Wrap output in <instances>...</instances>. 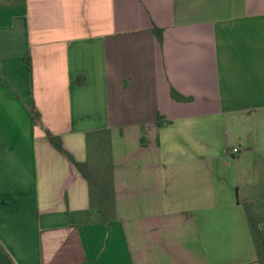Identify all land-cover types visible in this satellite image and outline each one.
I'll use <instances>...</instances> for the list:
<instances>
[{"label": "crops", "instance_id": "obj_1", "mask_svg": "<svg viewBox=\"0 0 264 264\" xmlns=\"http://www.w3.org/2000/svg\"><path fill=\"white\" fill-rule=\"evenodd\" d=\"M45 130L110 132L113 222ZM261 149L264 0H0V264H256L238 199L178 183Z\"/></svg>", "mask_w": 264, "mask_h": 264}, {"label": "trees", "instance_id": "obj_2", "mask_svg": "<svg viewBox=\"0 0 264 264\" xmlns=\"http://www.w3.org/2000/svg\"><path fill=\"white\" fill-rule=\"evenodd\" d=\"M152 31L157 39L161 40V30L154 27ZM170 95L175 101L186 100L173 90ZM29 110L34 125H38L40 115L32 103ZM44 133L51 146L65 156L86 181L91 223L106 225L113 222L116 219V208L110 132L101 130L85 134L86 161L83 163L76 162L66 152L59 136L53 135L48 130ZM262 206L264 205L253 212L249 210V206L243 205L256 264H264V208Z\"/></svg>", "mask_w": 264, "mask_h": 264}, {"label": "rangeland", "instance_id": "obj_3", "mask_svg": "<svg viewBox=\"0 0 264 264\" xmlns=\"http://www.w3.org/2000/svg\"><path fill=\"white\" fill-rule=\"evenodd\" d=\"M257 152L245 154L240 161H230L224 157L211 163L206 161L193 167L186 166L188 176L184 183L182 180L178 183L186 189L180 190L181 194L195 193V197L202 199V204L209 198L211 202L219 204L228 201L236 204L238 199L240 205H247L250 211H257L264 205V151ZM164 176L168 177V173H164ZM173 186L164 185L163 190H171ZM177 198L181 199L179 196ZM179 205L188 207L183 201Z\"/></svg>", "mask_w": 264, "mask_h": 264}, {"label": "built area", "instance_id": "obj_4", "mask_svg": "<svg viewBox=\"0 0 264 264\" xmlns=\"http://www.w3.org/2000/svg\"><path fill=\"white\" fill-rule=\"evenodd\" d=\"M238 150L237 149H232V154H237Z\"/></svg>", "mask_w": 264, "mask_h": 264}]
</instances>
